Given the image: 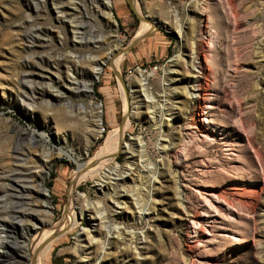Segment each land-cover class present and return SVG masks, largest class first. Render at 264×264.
Instances as JSON below:
<instances>
[{"label": "rangeland", "instance_id": "rangeland-1", "mask_svg": "<svg viewBox=\"0 0 264 264\" xmlns=\"http://www.w3.org/2000/svg\"><path fill=\"white\" fill-rule=\"evenodd\" d=\"M132 1L139 15L169 29L159 24L162 28L154 27L131 47L145 20L127 0H111L113 22L102 28L103 44L117 48L123 58L118 66L107 60L83 96L68 94L63 77L70 66L79 87L88 79L66 61L96 48L92 41L100 28L87 0L74 2L81 41L73 39L66 21L56 19L51 0H0V196L10 202H0V224L6 227L0 264H31L20 248L26 194L22 183L11 186L18 182L11 175H29L26 159L42 156L40 142L51 149L50 164L39 167V181L47 189L52 222L68 212L70 202L78 210V217L72 210L73 225L56 238L44 264H264V0ZM59 2L54 0V6ZM192 43L201 66V98L182 116L186 100L181 90L191 75L186 58ZM172 67L175 71L168 72ZM138 71H152L146 76L147 98L135 79ZM49 85L63 94L54 96L51 105L45 99L58 93ZM70 100L77 114L58 130L49 111L61 114ZM80 101L101 104L100 128L94 126V109L82 112ZM151 112H161L162 120L171 113L172 119L159 128ZM23 128L34 129L40 142ZM90 129L100 132L86 144L83 136ZM121 129L125 133L118 135ZM137 135L152 166L144 160L140 164L135 150L131 157L120 150L97 165L101 170L112 162L118 165L110 187L102 191L90 179L71 188L79 163L87 166ZM167 141L166 151L157 150L156 143ZM179 182L180 196L175 191ZM118 200L124 202L120 213L115 212ZM42 229L32 230L29 239Z\"/></svg>", "mask_w": 264, "mask_h": 264}, {"label": "bare ground", "instance_id": "bare-ground-1", "mask_svg": "<svg viewBox=\"0 0 264 264\" xmlns=\"http://www.w3.org/2000/svg\"><path fill=\"white\" fill-rule=\"evenodd\" d=\"M51 2L53 3V8L55 9L56 19L59 22L66 21L69 24L73 39L76 41L77 40L81 41L82 39L84 40V37L81 36V32H79V30L77 29V26H78V24H80V21L77 22V19L74 16V11L76 9V5L74 4L75 0H67L66 3L63 2V0H61V2H59V6H56V5L54 6V0H51ZM87 2L89 5V9H91V14L90 13L89 14L91 15L92 21L100 29H99V33L96 35V37L92 41V43L95 44L94 45V47H96L95 49L92 50V49H90V47L86 48V50H85V52H83V54H81V55L80 54L79 55L78 54H72V56H69L72 58L68 57V60H66V61H71L69 63L74 64L75 69H79V70L83 71L84 74L86 75V77H88L87 80L81 81L82 85H81V87H79L78 85H79L80 81L76 78V76L74 74V68L70 67V66L66 67L67 73L65 74V77H63V80H64L65 84H67V87H66V89L68 91L67 93L71 94V95L82 94L83 96H86L88 94V92H90V90H91V83L90 82L97 78L99 72L102 69V66L106 63V61L110 59L114 66H118L119 62L123 58V55L121 54V52H119V50H117V48L114 49V48L107 46V44L106 45L103 44L107 36L104 34V31H103L104 29H102V28H104L106 25L113 22V16H112L111 11H110V9L112 7L111 0H87ZM175 13H176V11H175ZM151 21L155 22L156 24H160L161 26L169 29L166 25H164L163 23L159 22L156 19H154V20L152 19ZM151 21H148V20L141 21V24L138 28L137 34L141 35L143 32L150 29L153 25L151 23ZM175 34L178 38L181 39V37H182L181 36V25L176 26ZM138 35H135L134 37H136ZM87 39L90 40L91 38L88 37ZM98 42H101V43L98 44ZM83 43H84V45H88L87 43H89V42L85 40V41H83ZM74 44L77 45V43L73 42V45ZM190 45H189L190 48H189L187 58H186V66L190 70L191 75H189V77L184 80L185 85L182 86V90H181V93L184 94V97H185L184 99L186 100V105H184V109H182L180 111V114H182V116H186L188 113L189 106L191 104H194L195 101L198 102L199 98H201L199 96V89L202 85V83H200L201 66L198 62V57L196 56V53L193 49V43ZM172 71H175L174 67L170 68V71H168V72H172ZM116 74L118 75L119 73L117 72ZM150 74H152V71L147 72V74H143L142 71H138L136 73V76H135V79L137 80L138 85H139V89H140V91H142V93L144 94V96L146 98L148 97V94H147L148 92L146 89V76H148ZM48 88H49V90L56 91L58 93V95H52L49 92L50 93L49 99H45V103L51 105L52 104L51 100H52V98H54V96L60 97V96H63V94L60 93V91H58L57 88L54 86L49 85ZM149 99H151V97ZM79 103H82V105L78 106V108L84 113L86 111H90L91 109L92 110L94 109V124H95L94 126H96L97 129L100 128V118H99L100 105H99V103L95 104L91 101H87L85 103L83 101L82 102L80 101ZM79 103H77V105H79ZM54 111L53 112L49 111V114L51 115V117H52L51 120L55 124L56 129H58V130L60 127L62 128V126L70 124L72 121V118H74V116H76L75 114H77V111L74 110V103L71 100L66 102V104L64 103V105H62V111L60 110L61 114H58V113L56 114V113H54ZM151 113H152L150 116L151 121L154 124H156V126H158L159 128H161L162 121L165 122L166 124H169V122L172 119L171 113L169 114V117L166 118L165 120L161 119V115H162L161 112L157 116L154 112H151ZM45 114H47V113H45ZM44 116H46V115H44ZM44 118H46V117H44ZM126 118H127V115L125 114L124 121ZM190 119L193 123H197L199 121V118L194 117V116L191 117ZM124 121H123V123H124ZM80 123H82V122H80ZM75 124H77V123H75ZM96 128H95V130H96ZM85 129H86V127H85ZM91 129L88 132H85L87 129L84 131L85 134H84L83 138H84V142L86 144L89 143L91 139L95 138V135L100 132V130H97L96 133H93V131ZM22 130L27 133V135L30 139H34V140L40 142V140L35 137V134L33 132L34 129L28 130V129L23 128ZM58 130H56V131H58ZM82 131H83V129H82ZM124 133H125V129H123V130L121 129L119 131L118 135H122ZM132 139H134V140L131 143L120 141L119 143L115 144L114 146L109 148L107 151H105L104 153L99 155L94 161H92L87 166L81 165L79 163L77 165L78 167L76 166L77 169L74 170L75 172H73L74 175L72 174L73 176L71 177V179L73 178L72 183L70 182V185L72 184L71 188L82 180L92 179L95 181V183L98 185V187L102 191H104L105 187L106 186L108 187L110 185L109 178H111L113 175H115V177H116V170H118L117 169L118 165L115 162H112L109 166H107L103 170L98 168L97 165H100L102 162H104L108 158L114 157L115 155L118 154V152L120 150L127 151L126 153L129 154V157H131L133 155L134 150H135V153L137 152L139 154V156L137 154V157L141 158L140 161H142V162L140 164H142L146 161L147 164L152 166V163L150 162V160L148 158L145 142L142 140L141 136L137 135V136H134V138L132 137ZM39 145L43 148V151L40 154L42 156H38L37 158H33L30 156L31 158L28 157L26 159L27 163L25 165V168L28 169L29 175L28 176L11 175L12 178H18V179L21 178V180L17 179L18 182L16 181L17 183L12 184L11 186L17 187L19 185V183L20 184L22 183V185H19V186L24 190V192L26 194V196H25L26 197V201H25L26 206L23 207L20 211V214L24 217V220L26 223L25 230L22 229L23 230V237H22V241L20 244V248H21V250L25 256V259L30 260L31 264H44V259L48 255L53 244L55 243L56 238H58V236L61 233H64L67 230H69L70 227L73 225L74 213H75V216L78 217V210L75 208L73 203L70 202L71 207L68 210V212H65L64 216L58 222H55V223L52 222V213H51L49 205L47 204V202L45 200V198L47 196V189H45L43 187V184L41 183V181H39V179L42 177V174H41L39 167L40 166L42 167L43 164L44 165L50 164L51 159H52L51 149L42 142H40ZM133 145L135 146V148H133ZM168 147H170L169 141L161 142L159 144L156 143V148L160 152L166 151ZM28 151L30 152V148L28 149ZM97 152H98V150H96L94 154H97ZM42 157H44V158H42ZM176 157H175V159H176ZM143 160H144V162H143ZM159 161H160V159H159ZM169 161L170 160H168V163H167L168 165H169ZM159 163L161 165V162H159ZM143 165H146V164H143ZM143 165H141V166H143ZM168 165L166 167L170 166V165L169 166ZM122 172H123V170H122ZM124 172H127V171H124ZM124 174L125 173H123L122 175H124ZM118 175L119 174H117V178H118ZM120 177H121V175H120ZM22 180L24 182H22ZM175 187H176L175 191H177V194L180 196L181 192L183 191L182 185L179 182L176 184ZM5 197H6V195L0 196V202L9 204L10 202L5 201ZM78 197L82 198L83 194L78 195ZM71 199H72V192H71V196H70L69 201H71ZM115 203H116L115 208L120 209L121 208L120 206L124 202L122 200H120V201L118 200V201H115ZM72 210H74V213L72 212ZM84 212H85V210L83 208L79 209L80 216H82ZM115 212L120 213L121 209L119 211L116 210ZM141 216H142V212L140 209L138 212V215L136 216V219L139 220L141 218ZM98 220H99L100 224L102 223V221H104V217H103L102 212L99 214ZM42 227H44V229H42ZM118 227L119 226L116 224L113 225V228L115 229L116 232L118 231ZM5 228L6 227H5L4 223L0 224V257L3 255L2 249H4V246L6 244ZM38 228H41L42 230L39 231V233L36 237H32L31 239H29L30 233L32 232V230H35ZM87 234L88 233L86 232L85 235H87ZM141 237H143V236H141Z\"/></svg>", "mask_w": 264, "mask_h": 264}, {"label": "water", "instance_id": "water-1", "mask_svg": "<svg viewBox=\"0 0 264 264\" xmlns=\"http://www.w3.org/2000/svg\"><path fill=\"white\" fill-rule=\"evenodd\" d=\"M127 1H128V3H129V6H130L131 10L135 13V15H136L139 19H142V20L144 19V20L151 21V19H150L149 17H147V16H144V17H143V16L139 15V14L136 12L132 0H127ZM151 23H152L153 25H152V27H151L150 29H148L147 31H145V32L142 33L141 35H138V36H136V37H134V38L132 39L131 44H130L131 46L134 45L136 42H138L141 38L145 37V36L147 35V33H148L149 31H151L154 27H161L159 24H156L155 22H152V21H151ZM161 28H162V27H161ZM163 28H164V27H163ZM166 31L170 33V30H166ZM117 76L119 77V79L121 80V82L124 84V81H123L122 77L120 76V74H118ZM99 105H101V104L99 103ZM124 118H125V114L122 116V118H121V124H120L119 126L122 125V122L124 121Z\"/></svg>", "mask_w": 264, "mask_h": 264}, {"label": "crops", "instance_id": "crops-1", "mask_svg": "<svg viewBox=\"0 0 264 264\" xmlns=\"http://www.w3.org/2000/svg\"><path fill=\"white\" fill-rule=\"evenodd\" d=\"M145 37H146V36H145ZM143 38H144V37H143ZM143 38H141L140 40H142ZM140 40H139V41H140ZM134 45H135V44H134ZM134 45H132L131 47H133Z\"/></svg>", "mask_w": 264, "mask_h": 264}]
</instances>
